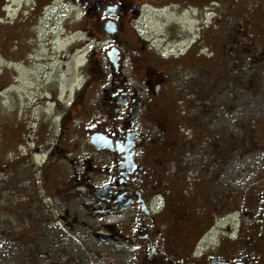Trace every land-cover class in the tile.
I'll use <instances>...</instances> for the list:
<instances>
[{
  "label": "flooded vegetation",
  "instance_id": "flooded-vegetation-1",
  "mask_svg": "<svg viewBox=\"0 0 264 264\" xmlns=\"http://www.w3.org/2000/svg\"><path fill=\"white\" fill-rule=\"evenodd\" d=\"M188 1L0 0V98L32 146L17 160L30 154L34 167L30 178L8 176L13 198L25 196L21 223L9 218L0 233L11 259L264 264V169L251 161L253 150L264 152V121L252 126V145L239 148L238 182L232 161L222 166L201 144L232 129L235 106L249 108L211 87L223 80L232 90V48L220 44L216 10L230 0ZM253 2L245 35L264 14V0ZM166 9L215 18L196 33L179 20L175 33L147 32L149 11ZM255 39L257 54L247 57L260 65L264 35ZM226 142L231 148V140L218 145ZM205 160L214 161L206 172Z\"/></svg>",
  "mask_w": 264,
  "mask_h": 264
},
{
  "label": "rangeland",
  "instance_id": "rangeland-1",
  "mask_svg": "<svg viewBox=\"0 0 264 264\" xmlns=\"http://www.w3.org/2000/svg\"><path fill=\"white\" fill-rule=\"evenodd\" d=\"M188 1V0H187ZM225 1V0H222ZM246 1L247 3L245 4ZM254 0H243L238 3L239 0H230L229 4L224 5L223 3L220 5V8H217V14L219 13V32L221 34L220 44H226L224 49L229 50V47L232 48V63L226 66V70H229V74L226 73L227 78L230 77V72L232 70V90L224 89L229 88L228 84H225V81L221 82V84H215L211 87L218 91L221 95H232V99L236 98L239 102L240 99L249 101L248 110H244L241 107L235 106V111H232V129H230L227 133L225 132H211L207 133L208 135L204 137L205 142L208 143L209 148L205 153L207 157H215L219 156L220 158H224L223 161L225 164L222 166H228L229 161H232V179H236L234 181L238 182V179H242V173L244 168V155L241 152L240 147L243 146V143H248V145H252V138L250 137V132L252 131L253 124L256 123V120L264 121V59L263 63L260 65H252L251 61L247 57V53L251 55L257 54L256 50L251 48L252 45L256 46L257 35H264V14L257 20L258 31L250 32L249 35H245L244 26L245 20H250L251 18L248 15L252 12L251 8L255 7ZM188 3H192L190 0ZM250 3V5H248ZM232 7L230 8V6ZM240 5H242L240 7ZM189 6V5H186ZM240 7V8H239ZM264 8V6H263ZM7 17L9 16L6 15ZM191 12H186L183 15H177L176 13H171L169 9H166L162 12L157 11H149V13L145 16L144 23L147 28V32L155 33L156 37L165 36L168 30L170 33H175L176 26H173V22L179 20V23L184 25L185 29L193 31L196 33L201 27V22L208 23L215 18L214 13L209 12L205 19L201 22L197 19H192ZM205 23V24H206ZM241 25V27H240ZM169 27V28H168ZM207 31V27H205ZM239 30V31H238ZM205 31V32H206ZM239 40L240 42H238ZM164 40H159L156 38V44L158 42H163ZM230 41V44H229ZM250 49L248 50V48ZM169 49V48H168ZM237 56L240 58H244L241 62H244V65L238 64ZM256 59V58H255ZM23 74L24 71H21ZM225 73V72H224ZM73 83L68 84V86H72ZM227 90V91H226ZM5 93L2 92L1 95L3 97L0 98V233H5L10 229L9 218L15 219L17 224L21 223V218L19 214V210L23 202L22 199L25 196H21L16 194V197L10 193V187L7 184V180L9 173L13 171L15 176L11 177L13 179H18L20 181L26 175L30 178L31 174L34 172L32 165V155H28L22 157L17 160V157L20 156L21 152H30L32 150L31 144L28 145V148L25 146L24 142L27 140V131L22 130L18 124L20 121H17L16 115L12 116L8 111V104L10 102L6 98ZM251 99V100H249ZM244 106V104H242ZM240 108V109H239ZM239 109V110H238ZM237 110V111H236ZM243 111V112H242ZM21 113V107H20ZM183 117V116H181ZM24 126L26 125L25 115L23 116ZM32 133V132H31ZM214 134L215 140L213 142ZM23 140V141H22ZM232 141V147H226L227 142L221 146L218 145L219 142L223 141ZM261 141H264L261 135ZM22 141V148H17L19 142ZM30 147V148H29ZM255 149V148H254ZM199 150V149H197ZM195 150L194 152H196ZM251 151L253 149H250ZM29 159V161H27ZM252 168L255 171L260 172L264 169V152H259L256 150L252 151L251 154ZM213 160H205L203 165L204 172L213 167ZM175 170V169H174ZM224 171V168L221 170ZM227 171V172H226ZM255 171H252L254 173ZM226 173L229 171L225 170ZM177 177V176H176ZM227 179L229 176L226 177ZM225 180L227 181V179ZM232 181V182H234ZM184 185L186 181H183ZM182 183V184H183ZM30 197H27V199ZM20 259V260H18ZM18 259L13 260L7 255V247L6 244L1 241L0 242V264H23L25 261L18 257Z\"/></svg>",
  "mask_w": 264,
  "mask_h": 264
}]
</instances>
